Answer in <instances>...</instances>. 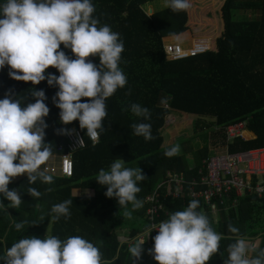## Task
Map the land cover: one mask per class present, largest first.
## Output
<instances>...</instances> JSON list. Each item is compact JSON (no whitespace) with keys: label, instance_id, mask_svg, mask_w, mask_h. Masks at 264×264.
Wrapping results in <instances>:
<instances>
[{"label":"trees","instance_id":"1","mask_svg":"<svg viewBox=\"0 0 264 264\" xmlns=\"http://www.w3.org/2000/svg\"><path fill=\"white\" fill-rule=\"evenodd\" d=\"M158 1L92 0L95 15L101 23L109 24L124 42L120 67L127 76V85L106 101L108 116L104 121L105 131L95 145L86 131L79 128L78 121L70 125L60 123V110L52 100L58 87H50L47 81L35 86L30 82L15 81L9 77L7 67L0 71V99L9 89L23 95L33 87L45 91L48 97L45 103L50 108L49 116L45 118L48 124L45 142L51 143L53 155L69 153V139L67 135L57 134L58 129H79L86 141V148L75 152L73 177L65 178L55 173L50 174L54 178L51 184L39 180L29 184L26 176L9 184L10 190H20L23 200L19 209L8 208L9 214L0 211V237H6L9 246L28 235L45 236L53 215L52 206L71 199V216L54 220L53 235L66 239L69 227L81 222L84 229H88L82 236L92 242H102L101 251L105 250L110 258L118 252L116 264H121L130 254L127 250L122 251L124 245L118 239L120 228L132 221L124 217V209H120L115 198L105 195L106 187L95 180L101 168L107 170L117 158L124 159L125 165L138 163L146 176L138 185L141 188L138 198L144 203L145 197L162 181L167 170L186 173L189 177L198 175L191 173L190 165L203 167V160L212 148L228 146L232 153L264 148V0H190L191 8L180 12L170 8L159 12L145 9V5ZM239 11H248L250 17L237 19ZM188 30L193 36L210 38L211 48L194 56L170 60L165 49V37L178 34L168 40L188 45ZM61 49L72 55L63 45ZM90 59L99 64L98 57ZM47 71L59 75L55 68ZM129 91L130 95L127 94ZM29 100L34 102L30 95ZM131 103L150 110L151 119L147 122L152 125L153 140L146 141L144 137L132 134V124L140 122L141 118L130 110H124ZM171 114L178 119L181 114L195 117L198 119L195 131H209L206 142L198 139L201 147L194 152L197 163H190L179 153L172 157L165 155V151L172 147H163V131ZM243 122L248 123L243 136L249 140L240 137L228 144L226 129ZM250 130L257 135L256 139ZM61 147L63 151H60ZM29 187H35L41 196L33 198L26 193ZM80 189L93 190L95 197H75L73 192ZM235 198L234 193L228 205H232ZM191 200L189 197L168 198L165 201L168 213H162L161 220L173 211L183 210ZM4 203L8 205L10 202L4 199ZM199 204V210L212 219L216 231L231 235L228 232L231 223L249 239L264 238V199H259L256 193L240 198L238 211L235 207L227 211V206L221 204L219 218L212 214L206 202L200 200ZM138 212L145 213V209L133 211L132 217ZM25 220L24 228L17 232L12 226L13 221ZM146 223L148 225L147 219ZM137 232L143 231L136 228L134 235ZM152 237L153 233L149 240L154 245ZM231 242L222 241L220 252L223 256L213 255L208 264H223ZM262 246L264 248V239ZM3 252L4 248L0 247V255ZM139 263L140 260L132 262L131 258L129 264ZM0 264L4 262L0 261Z\"/></svg>","mask_w":264,"mask_h":264},{"label":"clouds","instance_id":"2","mask_svg":"<svg viewBox=\"0 0 264 264\" xmlns=\"http://www.w3.org/2000/svg\"><path fill=\"white\" fill-rule=\"evenodd\" d=\"M191 6L190 0H166V7L174 12L187 11ZM95 12L92 0H0V71L7 67L9 77L15 81L34 86L47 81L50 87H58L52 100L60 110V123L70 125L78 121L93 145L105 131L106 101L127 85V76L120 67L124 42L109 24L101 23ZM61 45L72 55L66 54ZM91 57H98L99 64ZM49 68H55L59 75L48 72ZM26 93L16 94L9 89L0 99V211L5 213L8 208L19 209L23 202L19 189H9L14 178L26 175L29 184L37 180L51 184L54 179L46 167H41L53 156L51 143L45 142V118L50 113L45 103L48 97L44 90L35 87ZM124 110L141 118L132 124V134L153 140L152 125L147 122L151 119L150 110L138 103H131ZM57 134L71 133L62 128ZM178 152L179 147L172 146L165 155L172 157ZM145 178L142 168L126 167L125 160L117 158L107 170L101 168L95 180L106 187L105 195L115 198L120 209H124V217L131 218L132 212L143 206L138 185ZM26 193L33 198L41 196L35 187H29ZM4 199L10 203L5 205ZM72 203L73 200L66 199L53 205L52 220L70 218ZM199 209V201L191 200L183 210L169 213L166 219L132 238L127 243L132 262L141 259L143 245L155 231L154 245L148 254L157 264H208L213 255L223 256L220 245L224 240L232 242L227 246L223 264H264V248H258L231 223V235L216 231L212 219ZM26 223L13 221L12 226L19 232ZM101 246L102 242H92L80 235L61 239L48 232L43 237L25 236L11 246L6 237H0V247L4 248L0 261L116 264L118 252L106 259Z\"/></svg>","mask_w":264,"mask_h":264},{"label":"built area","instance_id":"3","mask_svg":"<svg viewBox=\"0 0 264 264\" xmlns=\"http://www.w3.org/2000/svg\"><path fill=\"white\" fill-rule=\"evenodd\" d=\"M210 48L211 39L208 37L194 38L190 47H185L179 42L165 43L170 60L194 56ZM177 122L176 115H168L166 126ZM246 129H248L247 122L228 127L225 132L228 144L240 137L249 140L243 136ZM68 130L71 133L67 134L69 153L54 154L51 157L52 161L45 166L49 174L60 173L65 178L74 176L75 152L86 148L84 134L76 128ZM81 138H83L82 143L79 142ZM63 150L64 148L61 147L60 151ZM189 170L198 175L189 177L186 173H174L172 170H167L162 181L145 197L147 227L154 223L158 224L162 221V213H168L165 205L168 198L177 200L189 197L192 200H203L211 207L212 214L216 218L221 216V204L227 206V211L234 207L238 211L240 198L250 193H256L259 199H264V148L236 153L230 152L228 146L212 148L209 156L203 160V167L191 164ZM234 193L237 199H233L232 205H228ZM153 234L155 236L157 233L153 231ZM263 239L262 236L250 238L258 248H263Z\"/></svg>","mask_w":264,"mask_h":264},{"label":"crops","instance_id":"4","mask_svg":"<svg viewBox=\"0 0 264 264\" xmlns=\"http://www.w3.org/2000/svg\"><path fill=\"white\" fill-rule=\"evenodd\" d=\"M160 1H163V0H160ZM164 1H165L164 2L165 3V7L164 8H168V7H166V0H164ZM154 9H156V8L154 7ZM157 10H159V9H157ZM168 37H171V36H168ZM179 128L180 127H178L177 129H179ZM164 131H163V135H164V138H165V142L163 143V147H169V146L175 145L176 142H174V137L171 136L172 135L171 134V130L165 131V133H164ZM250 131L255 136L254 139H256L257 135L252 130H250ZM181 137H185V136H180V137L176 138V141L180 140ZM206 141L207 140H202L201 139V142H206ZM200 147H196L194 149V152L197 151ZM25 177H26V175H21L19 177L14 178L12 182H18V181L22 180ZM73 194H74L75 197H82V198H85V199H91V198L95 197V192L93 190L80 189V190H75L73 192ZM143 209H145L144 208V203H143V206L140 208V211L143 210ZM127 219H130L132 221V222H130V224H132V226H130L129 223H124L121 226V228H120V232H119V236H118L119 241L121 242V244L124 245V248H123L122 251H126L127 250V243L130 242V238L131 237H135V236H137L138 234L141 233V232H139V233L137 232L138 234L134 235V231H135L136 228L137 229L140 228V230L143 231V232H145V230L147 229L146 217H145V213L144 212L143 213L142 212L135 213V215L133 217L131 216V218H127ZM54 224H55L54 220H52V217H51L50 221H49V224H48V227L46 228L45 235H46L47 232L49 234L53 235ZM82 225L83 224H81V222H80V223L76 224L75 227H73V226L69 227V231H68L67 237L72 236V235H80V236L83 235L84 236L86 231H88V229H84V227ZM141 225H142V227H141ZM66 229H68V225L66 226ZM147 238L148 237L146 236L145 239H147ZM149 238L146 241V243L143 245L144 252L142 253V257L140 259V263L139 264H157V262L153 259V257L148 254V250L153 247V244L150 242ZM102 253H103L104 258L111 259L108 256V254L106 253L105 250L102 251ZM130 259H131V257L125 258L121 264H129L130 263Z\"/></svg>","mask_w":264,"mask_h":264},{"label":"rangeland","instance_id":"5","mask_svg":"<svg viewBox=\"0 0 264 264\" xmlns=\"http://www.w3.org/2000/svg\"><path fill=\"white\" fill-rule=\"evenodd\" d=\"M164 2L165 1L149 3V4L145 5V9L148 10V12H151L150 9L151 8L154 9V7H155L156 8V9H154L155 12H159L161 10L167 9V8H164L165 7ZM157 9H159V10H157ZM244 16L250 17V14L248 13V11L247 12L239 11V13H237V15H236L237 19H243ZM186 32H189L190 42L188 43V45H185L184 43H182V44L185 47H190L192 45L193 39L198 37V36H193L189 30ZM177 35L178 34L173 35V37H175ZM168 38H170V37H168V36L165 37V42L166 43L172 42V41L168 40ZM197 120L198 119L195 117L193 118L192 116L181 114V116L179 117L178 122L176 124L168 125L165 128V131L171 130V134H172L171 136L174 137V142H176L175 146L179 147L178 153L180 155L185 156L186 159L190 160V163H197L196 160L194 159V155H195L194 149L196 147H199V145H200L198 142V139L200 138L202 140H207V137L209 135L208 130H206L205 132H200V133L195 131ZM178 127H180V128L177 129ZM165 131H164V133H165ZM180 136H185V138L183 140H177L176 141V138H178ZM51 161H52V159L50 158L49 161L46 162V164H48ZM125 166L126 167H132V168H139L138 163L126 164ZM141 227H142V225H141Z\"/></svg>","mask_w":264,"mask_h":264},{"label":"water","instance_id":"6","mask_svg":"<svg viewBox=\"0 0 264 264\" xmlns=\"http://www.w3.org/2000/svg\"><path fill=\"white\" fill-rule=\"evenodd\" d=\"M185 137H181L180 140H183Z\"/></svg>","mask_w":264,"mask_h":264},{"label":"bare ground","instance_id":"7","mask_svg":"<svg viewBox=\"0 0 264 264\" xmlns=\"http://www.w3.org/2000/svg\"><path fill=\"white\" fill-rule=\"evenodd\" d=\"M245 132V131H244ZM244 134V133H243Z\"/></svg>","mask_w":264,"mask_h":264}]
</instances>
